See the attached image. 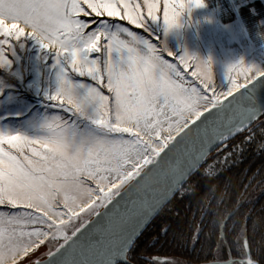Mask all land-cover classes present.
<instances>
[{
    "label": "snow or ice",
    "instance_id": "snow-or-ice-1",
    "mask_svg": "<svg viewBox=\"0 0 264 264\" xmlns=\"http://www.w3.org/2000/svg\"><path fill=\"white\" fill-rule=\"evenodd\" d=\"M193 6L205 2L0 0V264H132L212 145L244 134L264 151V67L241 59L218 79L211 58L162 41ZM228 231L207 264H264V237Z\"/></svg>",
    "mask_w": 264,
    "mask_h": 264
},
{
    "label": "trees",
    "instance_id": "trees-1",
    "mask_svg": "<svg viewBox=\"0 0 264 264\" xmlns=\"http://www.w3.org/2000/svg\"><path fill=\"white\" fill-rule=\"evenodd\" d=\"M230 144L229 150L221 157L232 151L234 161L228 163L221 172L222 176L218 180H199L197 176L202 173L206 160L200 170L184 184V191L177 193L144 231L133 254L135 257L151 264H192L195 256L189 252L191 234H197V243L203 244L204 251L211 254L215 247L212 238L218 233L220 225L225 223L228 230L234 228L239 231L244 217L249 236H254L256 240L264 237V151L255 142L246 143L244 134H240ZM198 180V188L192 192ZM252 193L257 196L254 203L232 212L241 199ZM166 224H170V228L164 238L161 236V226H168ZM154 227L155 234L152 235ZM154 236L159 239L152 244ZM156 253L174 254L179 258L173 263L171 258L162 257L164 260L156 261L155 258L138 257ZM132 263L135 264L133 260Z\"/></svg>",
    "mask_w": 264,
    "mask_h": 264
},
{
    "label": "rangeland",
    "instance_id": "rangeland-1",
    "mask_svg": "<svg viewBox=\"0 0 264 264\" xmlns=\"http://www.w3.org/2000/svg\"><path fill=\"white\" fill-rule=\"evenodd\" d=\"M204 2L205 7L193 6L186 10L178 27L167 32L162 29L161 38L167 49L179 57L188 55L200 59L211 58L218 79L222 78L228 64L241 59L246 64L264 67V36L261 35L264 33V27L261 26V21H264V0H254V4L259 6L256 15L245 8L237 11L236 0ZM231 155L219 159L223 161L222 164L215 165V171L224 161H228ZM46 258L40 257L41 260Z\"/></svg>",
    "mask_w": 264,
    "mask_h": 264
},
{
    "label": "flooded vegetation",
    "instance_id": "flooded-vegetation-1",
    "mask_svg": "<svg viewBox=\"0 0 264 264\" xmlns=\"http://www.w3.org/2000/svg\"><path fill=\"white\" fill-rule=\"evenodd\" d=\"M231 142H229L228 143V147L224 150V151H222V152H219V153H217V154H213L212 156L214 157H212V158H210V159H207V161H206V164L204 165V167H203V171H202V173L201 174H199L197 177H199V180L201 179V178H206V179H210V180H218L221 176H222V171H224L225 170V167L226 166H228V163H230V162H233L234 161V158H232L233 157V155H231L232 157L228 160V161H224V163H223V165H221L216 171H215V175L213 176V177H211V178H209V177H207V176H205L204 175V168L205 167H207V166H209V165H212V164H215V165H219V164H222V161L223 160H219V159H222V157H221V154H223L225 151H228L229 150V148H230V144ZM232 154H233V152L232 151H230ZM217 160V161H216ZM215 161V162H214ZM199 180L197 181V183L194 185V188H193V190H192V192L193 191H195V188H198V182H199ZM180 193V192H179ZM181 194V193H180ZM249 196V195H248ZM248 196H246V197H244L243 199H241L239 202H238V205L235 207L236 209H234L232 212H237L238 210H240V209H242V208H244L245 206H248L249 204H252V203H254L255 201H256V195L255 196H253V193L249 196V198H248ZM231 214V213H230ZM231 216V215H230ZM229 216V217H230ZM229 217H227L228 219H229ZM245 219H246V217H244L243 218V220H242V224H241V227H245ZM166 225H168V226H164L166 229H167V231L166 232H161V236L162 237H166L167 235H168V231H169V228H170V224H166ZM221 226V225H220ZM224 226H225V224H224ZM156 227V226H155ZM154 227V229L152 230V232H151V234L152 235H154L155 234V228ZM240 227V228H241ZM214 233V232H213ZM218 233L220 234V235H223L222 233H220V228H219V230H218ZM218 233L216 234L215 233V235H214V238H212V240H215V247H214V249H213V251H212V253L214 252V251H218V250H221L222 251V249H220V247H219V245H220V239L218 238ZM196 235L197 234H191V239H190V253L191 254H193V256H195V259H193L192 260V264H207V260H208V258H210V255L212 254H208L207 252H205L204 251V245L203 244H199V243H197V240H196ZM232 236H233V233H232V231H228V239H229V242L231 241V239H232ZM158 239H159V237H157V236H154L153 238H152V240H151V243L152 244H154L155 243V241L157 242L158 241ZM197 247V248H196ZM186 249H187V247H186ZM196 249V252L194 251ZM138 257H149V258H155V260L156 261H162V260H164V259H161L162 257H165V258H171V261L174 263L175 261H177L178 260V258H179V256L178 255H165V254H151V255H138ZM133 262L135 263V264H151L150 262H147V261H142V260H140V258H137V257H135L134 255H133ZM155 264H156V262H154ZM133 264V263H132Z\"/></svg>",
    "mask_w": 264,
    "mask_h": 264
},
{
    "label": "water",
    "instance_id": "water-1",
    "mask_svg": "<svg viewBox=\"0 0 264 264\" xmlns=\"http://www.w3.org/2000/svg\"><path fill=\"white\" fill-rule=\"evenodd\" d=\"M255 97H256V99H257V101H258V103H259V105L262 107V108H264V83H259L258 84V87H257V89L255 90ZM240 134H237V135H235V136H233L232 138H230V140L228 141V143L229 142H231L233 139H235L236 137H238ZM226 148H224L223 147V145H221V146H216V145H212V148H211V150H210V154H209V156H211V155H213V154H217V153H219V152H222V151H224ZM208 156V157H209ZM177 194V193H176ZM175 194V195H176ZM174 195V196H175ZM173 196V197H174ZM172 197V198H173ZM172 200V199H171ZM170 200V201H171ZM101 211H103V209L101 210ZM157 217V216H156ZM155 217V218H156ZM95 219H97L96 217H93V221L95 220ZM153 222V221H152ZM151 222V223H152ZM226 222V221H225ZM151 223H149L148 225H147V227L151 224ZM225 224V223H224ZM147 227H146V229H147ZM145 229V230H146ZM47 259V258H46ZM43 260H45V259H43Z\"/></svg>",
    "mask_w": 264,
    "mask_h": 264
},
{
    "label": "built area",
    "instance_id": "built-area-1",
    "mask_svg": "<svg viewBox=\"0 0 264 264\" xmlns=\"http://www.w3.org/2000/svg\"><path fill=\"white\" fill-rule=\"evenodd\" d=\"M180 193H182V192H180Z\"/></svg>",
    "mask_w": 264,
    "mask_h": 264
},
{
    "label": "bare ground",
    "instance_id": "bare-ground-1",
    "mask_svg": "<svg viewBox=\"0 0 264 264\" xmlns=\"http://www.w3.org/2000/svg\"><path fill=\"white\" fill-rule=\"evenodd\" d=\"M179 193V192H178Z\"/></svg>",
    "mask_w": 264,
    "mask_h": 264
}]
</instances>
